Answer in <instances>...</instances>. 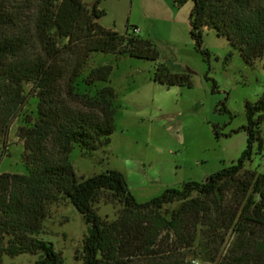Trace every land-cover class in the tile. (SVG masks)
<instances>
[{"label":"trees","instance_id":"obj_1","mask_svg":"<svg viewBox=\"0 0 264 264\" xmlns=\"http://www.w3.org/2000/svg\"><path fill=\"white\" fill-rule=\"evenodd\" d=\"M104 15L98 1L90 9L84 0H0V141L27 102L26 84L38 101L37 118L19 128L28 174L0 175V264L4 255L21 254L38 256L34 264H63L53 244L39 239L47 205L59 197L88 226L82 264H188L183 251L193 249V256L214 262V235L229 230L250 240L255 251L231 250L227 264H264V173L246 169L255 143L262 148L264 93L247 105V148L235 164L204 182L189 181L138 203L119 171L78 179L70 161L74 145L96 152L115 131V91L98 87L110 81L113 67H92L83 77L91 56L158 58L149 40L129 32L136 27L119 34L99 23ZM190 27L206 60L205 29L226 37L247 63L264 64V0H193ZM190 77L159 64L154 81L191 86ZM102 193L124 205L112 222L94 209ZM175 203L177 209L162 213Z\"/></svg>","mask_w":264,"mask_h":264},{"label":"rangeland","instance_id":"obj_2","mask_svg":"<svg viewBox=\"0 0 264 264\" xmlns=\"http://www.w3.org/2000/svg\"><path fill=\"white\" fill-rule=\"evenodd\" d=\"M98 1L105 12L99 23L106 29L124 34L129 32L149 40L158 52L155 61L134 57H118L94 53L84 72L92 67L112 65L110 81L98 87L110 86L115 91V131L105 148L88 153L74 145L70 161L79 180L108 170L121 172L130 193L138 203L160 196L166 189L180 187L189 181L204 182L215 172L237 162L247 148V105L255 104L264 93V64L256 60L247 63L226 37L215 31L203 32L206 60L195 48L190 35V14L193 0H84L90 9ZM66 43L60 40V44ZM159 64L173 72L191 74V86L167 87L154 81ZM25 106L0 141V175L28 174L24 141L19 128L29 126L37 118V99L30 84ZM259 135L262 148L256 142L247 170L264 173V121ZM179 203L165 206L169 215ZM104 220H116L124 205L106 193L94 204ZM203 230H206L203 228ZM204 232V233H203ZM202 232L204 234H214ZM88 226L83 216L65 198L59 197L47 205L39 239L53 244L63 264H82L83 241ZM217 259L186 253L185 263L227 264L233 252L247 248L255 251L250 240H239L233 230L214 235ZM209 239V238H208ZM7 245L5 241L4 246ZM215 252V251H214ZM36 255H4V264H34Z\"/></svg>","mask_w":264,"mask_h":264},{"label":"built area","instance_id":"obj_3","mask_svg":"<svg viewBox=\"0 0 264 264\" xmlns=\"http://www.w3.org/2000/svg\"><path fill=\"white\" fill-rule=\"evenodd\" d=\"M188 264H200L197 260H190Z\"/></svg>","mask_w":264,"mask_h":264}]
</instances>
